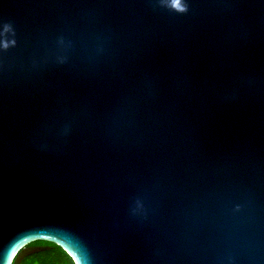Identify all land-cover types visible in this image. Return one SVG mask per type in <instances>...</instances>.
Here are the masks:
<instances>
[{
  "label": "water",
  "instance_id": "1",
  "mask_svg": "<svg viewBox=\"0 0 264 264\" xmlns=\"http://www.w3.org/2000/svg\"><path fill=\"white\" fill-rule=\"evenodd\" d=\"M264 264V0H0V264Z\"/></svg>",
  "mask_w": 264,
  "mask_h": 264
},
{
  "label": "trees",
  "instance_id": "2",
  "mask_svg": "<svg viewBox=\"0 0 264 264\" xmlns=\"http://www.w3.org/2000/svg\"><path fill=\"white\" fill-rule=\"evenodd\" d=\"M27 246L17 254L14 264H75L71 255L53 241L39 238Z\"/></svg>",
  "mask_w": 264,
  "mask_h": 264
},
{
  "label": "rangeland",
  "instance_id": "3",
  "mask_svg": "<svg viewBox=\"0 0 264 264\" xmlns=\"http://www.w3.org/2000/svg\"><path fill=\"white\" fill-rule=\"evenodd\" d=\"M32 245H28L27 247H31Z\"/></svg>",
  "mask_w": 264,
  "mask_h": 264
},
{
  "label": "snow or ice",
  "instance_id": "4",
  "mask_svg": "<svg viewBox=\"0 0 264 264\" xmlns=\"http://www.w3.org/2000/svg\"><path fill=\"white\" fill-rule=\"evenodd\" d=\"M177 3H179V0H177Z\"/></svg>",
  "mask_w": 264,
  "mask_h": 264
}]
</instances>
